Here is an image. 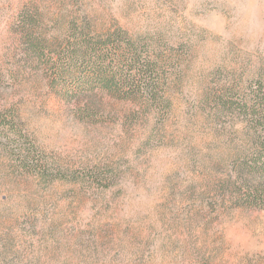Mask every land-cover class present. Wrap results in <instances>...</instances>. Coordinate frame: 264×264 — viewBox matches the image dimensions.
<instances>
[{
  "label": "rangeland",
  "instance_id": "1",
  "mask_svg": "<svg viewBox=\"0 0 264 264\" xmlns=\"http://www.w3.org/2000/svg\"><path fill=\"white\" fill-rule=\"evenodd\" d=\"M73 21L151 43L169 106L66 101L28 33L59 50ZM259 86L264 0H0V264H264V209L223 187L255 148L251 115L216 101Z\"/></svg>",
  "mask_w": 264,
  "mask_h": 264
},
{
  "label": "trees",
  "instance_id": "2",
  "mask_svg": "<svg viewBox=\"0 0 264 264\" xmlns=\"http://www.w3.org/2000/svg\"><path fill=\"white\" fill-rule=\"evenodd\" d=\"M24 19V25L36 21L31 15ZM74 21L70 31L75 28L81 33L74 36V42L67 43L68 47L59 50H53L46 41L36 40L28 33L30 49L43 57L45 63L59 66V78L64 80L61 96L66 101L78 100L84 90L100 88L121 100L140 98L152 104L159 102L162 107L169 106V101L164 103L163 99L168 78L160 66L163 55L159 53L153 60L151 43L133 41L122 29L93 35L89 27L79 29ZM152 51L156 53L158 48ZM163 61L171 63L169 59ZM79 64L84 66L82 70ZM252 97L250 103L227 101L222 96L216 99L223 109H236L246 116L251 115L249 128L257 136L251 154L234 165L235 179L223 187L234 206L264 209V87L253 90ZM94 179L103 181L97 175Z\"/></svg>",
  "mask_w": 264,
  "mask_h": 264
}]
</instances>
